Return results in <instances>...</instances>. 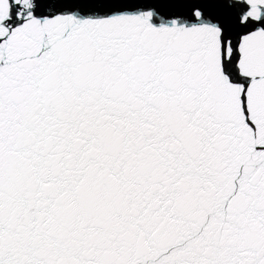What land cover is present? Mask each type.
I'll use <instances>...</instances> for the list:
<instances>
[{
	"label": "snow or ice",
	"instance_id": "1",
	"mask_svg": "<svg viewBox=\"0 0 264 264\" xmlns=\"http://www.w3.org/2000/svg\"><path fill=\"white\" fill-rule=\"evenodd\" d=\"M0 264H264V0H0Z\"/></svg>",
	"mask_w": 264,
	"mask_h": 264
}]
</instances>
